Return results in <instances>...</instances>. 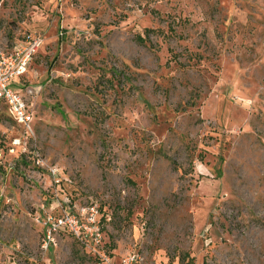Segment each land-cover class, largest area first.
Segmentation results:
<instances>
[{
  "label": "rangeland",
  "instance_id": "1",
  "mask_svg": "<svg viewBox=\"0 0 264 264\" xmlns=\"http://www.w3.org/2000/svg\"><path fill=\"white\" fill-rule=\"evenodd\" d=\"M25 36L34 119L26 136L0 102V264H103L67 236L41 250L53 191L105 210L111 264H264V0H0V50Z\"/></svg>",
  "mask_w": 264,
  "mask_h": 264
},
{
  "label": "built area",
  "instance_id": "2",
  "mask_svg": "<svg viewBox=\"0 0 264 264\" xmlns=\"http://www.w3.org/2000/svg\"><path fill=\"white\" fill-rule=\"evenodd\" d=\"M41 44L40 39L25 36L23 41L14 45L12 49L0 50V102L5 106L9 117L24 130L26 136H30L32 132L34 115L22 88L24 77ZM22 145L21 154L30 159L35 168L46 170L50 185L59 188L63 179L60 171L47 165L34 141L29 147L26 141H23ZM50 197L49 209L42 204L34 217V222L41 232V250L51 251L61 237L67 236L98 263L111 264V254L106 248L103 228L108 216L100 211L99 206L93 203L77 205L68 198H60L57 191H53ZM138 260V257L132 254L125 257L121 264H135Z\"/></svg>",
  "mask_w": 264,
  "mask_h": 264
},
{
  "label": "trees",
  "instance_id": "3",
  "mask_svg": "<svg viewBox=\"0 0 264 264\" xmlns=\"http://www.w3.org/2000/svg\"><path fill=\"white\" fill-rule=\"evenodd\" d=\"M148 32H149V31H148ZM137 42H138L139 44H143V43H144L143 39L140 38V37L137 38ZM99 209H100V211H101L102 213H104L105 215H107V214L105 213V210H103V209L101 208V206H99Z\"/></svg>",
  "mask_w": 264,
  "mask_h": 264
}]
</instances>
